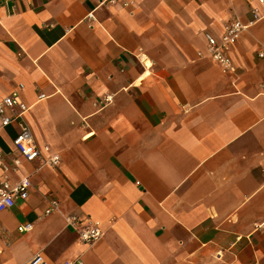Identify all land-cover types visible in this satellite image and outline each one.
I'll return each instance as SVG.
<instances>
[{
  "label": "crops",
  "instance_id": "0c3cea01",
  "mask_svg": "<svg viewBox=\"0 0 264 264\" xmlns=\"http://www.w3.org/2000/svg\"><path fill=\"white\" fill-rule=\"evenodd\" d=\"M234 17L224 73L206 35ZM261 48L258 0H0V100L29 106L42 150L6 173L30 187L0 213V264H264ZM18 132L0 127V162Z\"/></svg>",
  "mask_w": 264,
  "mask_h": 264
},
{
  "label": "built area",
  "instance_id": "2783aa9c",
  "mask_svg": "<svg viewBox=\"0 0 264 264\" xmlns=\"http://www.w3.org/2000/svg\"><path fill=\"white\" fill-rule=\"evenodd\" d=\"M122 1L126 4L129 0H109V2ZM264 6V0H258ZM254 16L258 19L257 11L254 10ZM92 18V14L88 15ZM250 23L245 24L234 17L230 19L224 26V30L219 37L206 35V50L209 58L220 66L222 72L228 73L234 71L233 64L229 58V51L235 42L239 39L241 34L247 30ZM257 57L264 59V48L257 51ZM42 97V96H40ZM27 106L18 97L17 92H11L0 100V127L8 126L12 123H17L19 132L14 136L12 142L17 153V156L12 157L10 164L0 162V213L14 204L16 197H25L28 194L30 187L29 179L24 177L18 182L11 184L6 173L19 165L20 159L26 162H32L41 157V149L36 145L35 140L28 126L24 122V115L28 111ZM44 151H48L49 147L44 146ZM59 163V156L53 154L45 164L56 166ZM52 206L45 210L46 214L51 213L56 209L57 204L53 200ZM66 223L71 228L75 229L78 237L84 243H92L102 235L99 224L89 218H82L78 215H69L66 217ZM30 223L19 224L17 226L18 232H27L31 230ZM34 264H43L42 260H38ZM61 264H84L81 260L65 261Z\"/></svg>",
  "mask_w": 264,
  "mask_h": 264
}]
</instances>
